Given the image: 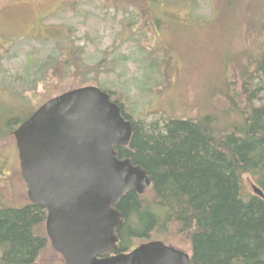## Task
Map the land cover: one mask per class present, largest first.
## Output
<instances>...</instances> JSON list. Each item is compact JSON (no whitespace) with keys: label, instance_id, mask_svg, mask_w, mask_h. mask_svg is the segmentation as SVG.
<instances>
[{"label":"trees","instance_id":"obj_1","mask_svg":"<svg viewBox=\"0 0 264 264\" xmlns=\"http://www.w3.org/2000/svg\"><path fill=\"white\" fill-rule=\"evenodd\" d=\"M167 2L113 0L109 4L103 0L99 7L130 11L136 18L122 22V28L130 30V25H135L148 39L146 32L161 23L182 24L178 14L166 8ZM211 4L208 19H199L201 24L209 26L216 20ZM75 5L70 8L76 10ZM245 11L255 38L252 46L225 56L226 73L217 88L226 103L216 112L207 108L193 117L166 115L161 123L140 122L124 106L127 100L121 98L128 99L124 91L98 84L132 124L128 144L115 147L117 157L129 158L145 169L150 179L146 192L130 191L119 201L123 222L115 231L116 252L154 240L157 232L163 235V242L172 237L174 246L189 254L190 264H264V3H249ZM189 13L190 8L188 20L197 21ZM139 23L142 25L137 26ZM139 48L144 51V65L168 82L174 72L168 50L161 49L163 55L148 61L146 49ZM74 49V58L69 52L64 57L61 51L42 62L37 68L39 75L51 68L61 76L71 64L75 73L82 75L78 67L81 57L75 55L80 48ZM124 57L118 54L111 59L115 63ZM87 68L88 64L84 71ZM77 84L75 88L81 87ZM245 181L250 187L257 186L262 196L247 192ZM45 217L44 208L29 201L22 207L0 206V264H39L38 256L47 243L45 233H40Z\"/></svg>","mask_w":264,"mask_h":264},{"label":"rangeland","instance_id":"obj_2","mask_svg":"<svg viewBox=\"0 0 264 264\" xmlns=\"http://www.w3.org/2000/svg\"><path fill=\"white\" fill-rule=\"evenodd\" d=\"M100 1L103 0H0V40L4 43L2 52L5 54L0 62V103L4 111H9V100L16 95L23 96L22 110L29 112L79 83L80 86L100 84L124 91L128 97L121 98L123 102L127 100L124 106L132 118L140 122L161 123L166 115L193 117L207 108L216 112L221 103H226L223 92L217 88L226 73L225 56L252 46L255 38L256 32L246 22L245 6L264 3V0H219L218 3L216 0H191L193 4H190V0H168L166 8L177 13L183 25L161 23L147 31L148 39H144L135 25H130V30L122 28V22L136 18L134 14L99 7ZM112 1L107 0V3L112 4ZM74 3L76 10L70 8ZM210 4L216 20L208 26L201 24L199 19H208ZM189 8V15L197 21L188 20ZM67 27L70 28L67 30ZM133 38L141 42H134ZM66 39L69 42H65ZM139 45L146 49L148 61L163 55L161 49L168 50L174 68L168 82L144 65V51ZM74 47L80 48L75 55L81 57L78 67L82 75L75 73L74 64L61 76L51 68L46 72L43 69L39 75V65L61 51L64 57L69 52L74 58ZM118 54L125 57L113 63L111 58ZM87 64V71H84ZM230 118L232 114L228 115V120ZM0 133H4L2 127ZM9 140L8 135H0V150L11 159ZM12 186L6 183L1 188L7 192ZM244 187L252 193L248 182L245 181ZM22 193L24 197L25 188ZM41 225L40 233L46 236L44 221ZM162 236L154 232V239L161 240ZM167 243L175 245L172 237ZM38 263L64 264L48 238Z\"/></svg>","mask_w":264,"mask_h":264},{"label":"water","instance_id":"obj_3","mask_svg":"<svg viewBox=\"0 0 264 264\" xmlns=\"http://www.w3.org/2000/svg\"><path fill=\"white\" fill-rule=\"evenodd\" d=\"M131 133L120 106L93 85L46 100L13 132L28 200L46 211V236L64 264H190L161 240L116 252L120 199L150 186L145 169L117 157Z\"/></svg>","mask_w":264,"mask_h":264},{"label":"flooded vegetation","instance_id":"obj_4","mask_svg":"<svg viewBox=\"0 0 264 264\" xmlns=\"http://www.w3.org/2000/svg\"><path fill=\"white\" fill-rule=\"evenodd\" d=\"M1 46H4V43L1 42ZM0 52H2V48L0 49ZM5 54H0V62H2V59H4ZM10 78H16V76H9ZM17 100V102L13 101ZM2 100V99H0ZM25 99L22 95H19L16 97L14 96L12 99L9 100V111L3 110V104L0 103V127L3 128L4 133H0V135H8V138L10 140L7 142L10 147V154H13L12 158L10 159L9 154H4L0 150V206H11V207H22L26 205L28 200L27 197V186L24 183L22 177H21V171L19 166V158H18V150L15 143V138L13 132L15 129L23 122L25 121L29 115L35 110L31 111L30 114H28V110H22V105ZM5 101V100H4ZM17 105V106H16ZM17 108H16V107ZM2 108V110H1ZM3 111V113H2ZM2 115L4 118L2 119ZM2 154V155H1ZM6 183H10V185L13 186L10 187L9 191L5 192L3 188V185ZM18 185V186H17ZM23 188H25V196L23 197ZM18 200V202L16 201ZM13 204V202H15Z\"/></svg>","mask_w":264,"mask_h":264}]
</instances>
